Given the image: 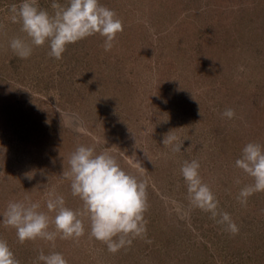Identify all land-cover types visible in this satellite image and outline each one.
Masks as SVG:
<instances>
[{"label": "rangeland", "instance_id": "obj_1", "mask_svg": "<svg viewBox=\"0 0 264 264\" xmlns=\"http://www.w3.org/2000/svg\"><path fill=\"white\" fill-rule=\"evenodd\" d=\"M20 2L0 0V239L20 264H43L41 249L68 264H264V192L242 205L253 181L235 167L247 143L264 145V0H100L124 24L112 50L95 35L59 60L47 45L27 59L10 49L23 35L9 12ZM228 108L232 119L221 115ZM170 132L181 151L162 143ZM79 145L108 151L147 182V237L116 253L87 231L55 248L21 244L2 223L9 201L28 196L47 211L55 193L82 208L62 177ZM192 160L238 234L190 205L180 169Z\"/></svg>", "mask_w": 264, "mask_h": 264}, {"label": "clouds", "instance_id": "obj_2", "mask_svg": "<svg viewBox=\"0 0 264 264\" xmlns=\"http://www.w3.org/2000/svg\"><path fill=\"white\" fill-rule=\"evenodd\" d=\"M50 9L41 7L39 0H21L19 5L10 6V20L20 25L23 34L8 41L17 57L27 59L36 48L47 45L48 55L59 60L69 45L95 35L103 37L104 50L111 51L118 34L124 31L123 21L115 10L102 5L100 0H66L64 4L52 0ZM221 115L232 119L236 113L228 108ZM171 132L162 143L179 152L182 145L175 143L177 137ZM68 165L62 177L70 181L71 195L80 199L82 208L67 207L65 197L55 193L48 194L47 211L41 210V204L28 196L9 201L2 223L15 229L21 244L39 239L55 248L57 239L78 242L87 231L90 238L103 242L109 252L116 253L130 247L135 239L147 237L145 213L150 204L145 180L125 171L108 151L97 153L94 146H77L68 158ZM235 167L253 181L244 185L237 197L246 206L250 196L264 192V145L247 143ZM200 168V163L192 160L185 161L180 169L190 205L210 213L229 233L238 234L239 227L228 212L220 210L219 200L204 182ZM37 260L43 264H68L63 253L52 251L46 255L42 249ZM0 264H20L4 239H0Z\"/></svg>", "mask_w": 264, "mask_h": 264}]
</instances>
